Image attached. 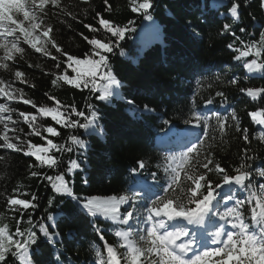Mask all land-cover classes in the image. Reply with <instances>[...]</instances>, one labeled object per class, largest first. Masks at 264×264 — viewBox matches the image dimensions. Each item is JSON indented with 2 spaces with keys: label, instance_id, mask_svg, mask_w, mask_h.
Returning <instances> with one entry per match:
<instances>
[{
  "label": "trees",
  "instance_id": "obj_1",
  "mask_svg": "<svg viewBox=\"0 0 264 264\" xmlns=\"http://www.w3.org/2000/svg\"><path fill=\"white\" fill-rule=\"evenodd\" d=\"M143 2L145 0H135V4L133 0H60V8L46 5L47 13L42 19L44 26L52 28L48 37L43 35V28L32 32L36 25L30 27L25 21L32 14V2L0 14V38L8 36L0 42L10 47L16 29L14 35L19 36L20 47L24 49L23 56L10 51L9 54L15 56L13 62L4 60L5 50L0 48V64L9 65L8 68L0 67L4 87L23 93L22 96L17 93L14 101L0 94V104L10 109L8 113L13 121L11 124L0 121V228L4 229L3 236L12 234L16 240L20 239L16 235L17 229L27 234L38 223H44L50 234H57L56 242L52 243L37 228L38 243L30 246L27 261L21 264H32L33 261L35 264L105 263L106 246L113 247L120 264H131V258L116 238L117 227L128 230L127 226L92 215L80 205L87 199L112 201L124 196L130 198L128 208H118L124 214L126 208L127 212L146 211L147 205L159 196L162 200L160 208L168 198L176 208L175 197L192 208L186 193L187 186L194 187V184L185 179V170L191 173L195 161L186 153L182 158V153L192 143L199 144L201 140L204 141L201 161L205 155L211 156L226 168L230 176L238 174L233 170L241 164L249 166L245 170H250L252 175L245 184L250 182L253 185L251 191L256 197L249 200L251 192L246 187H242L244 194L235 189L237 199L246 201L242 211L248 230H252L253 209L254 213L260 211L264 216V203L260 200V185L264 184V178L255 174L258 169L264 170V124L257 123L251 115L253 112L262 113L257 119H264V95L253 99L240 91L241 88L264 89V68H259V73H251L244 67L254 59L257 65L264 64V42L261 41L264 0H235L240 5L238 18L230 14L234 0H148V20L140 11L131 10ZM44 3L47 0L41 5ZM100 19L108 21L110 26L134 29L126 32L125 38L110 54L99 48V44L116 38L100 25ZM20 24L27 28L21 33L17 28ZM225 24L231 26L230 31H224ZM23 35L25 39L35 37L40 44L54 40L64 55L50 45L51 56L38 53L23 43ZM93 38L98 40L97 45L90 44ZM229 44L234 47L229 48ZM251 45L256 47L247 57L237 60L239 52L236 49L249 51ZM257 48L261 51L260 56L255 55ZM100 54L107 56L109 69L121 81V87H113V95L106 100L95 98L97 93L90 92L82 83L88 79L91 85V66L86 61L93 58L98 61ZM69 55L73 61L68 60ZM75 60L81 63L76 64ZM17 70L22 72V77H15ZM102 71L98 70L96 77L98 87L107 83L100 79ZM64 75L70 80L81 81L80 87L60 79ZM233 79L237 84L230 83ZM9 84L11 88L7 87ZM217 92L225 95L218 96ZM23 99L31 100L35 107L24 104ZM210 99L211 104L208 103ZM129 100L135 103L130 104ZM88 104L94 105L98 111L96 125L87 130L66 127L69 114L66 109L75 107L90 118ZM145 105L154 111L145 112ZM41 107L56 108L61 123L57 124L50 114H42ZM21 112L31 123L20 116ZM233 112L239 117L241 129L248 130L247 141L242 131H236V122L231 119ZM195 114L209 117L207 133L194 119ZM216 116L226 118L223 135ZM71 119L87 122L75 113H71ZM193 123L198 125V131L191 136L172 137L158 145L157 139L168 129L181 130ZM47 127H54L58 134L48 133ZM7 135L8 141L19 145L22 150L3 147ZM73 135L83 141L85 147L74 144L70 140ZM49 140L73 150L52 148ZM29 144L47 149L41 155L57 159L58 166H40L34 156L25 155V152L36 150L27 149ZM72 160H76L79 167L69 172ZM140 161L145 162L144 169L138 168ZM196 170L205 171L200 167ZM32 172L38 175L32 176ZM58 175L63 176L64 184L71 189V196L63 188L59 192L53 188V185H61L56 179ZM208 175L212 183L224 184L222 176L215 171ZM173 176L177 177V182L172 185L174 191L165 193L163 189L169 187ZM45 177H51V180ZM150 180L156 182L154 189H136L138 183ZM182 187L185 188L183 192ZM33 195L37 197L34 203L38 204L35 210L31 206ZM10 199L25 200L29 207L12 206L8 203ZM49 216L53 219L49 220ZM136 223L142 225L139 219ZM97 227L102 232L98 233ZM4 244L9 247L7 240ZM137 247L146 249L148 242H140ZM214 258L206 259L212 264L218 259ZM18 259L9 256L7 264H19ZM145 261L144 255L138 258V264H145Z\"/></svg>",
  "mask_w": 264,
  "mask_h": 264
},
{
  "label": "snow or ice",
  "instance_id": "obj_2",
  "mask_svg": "<svg viewBox=\"0 0 264 264\" xmlns=\"http://www.w3.org/2000/svg\"><path fill=\"white\" fill-rule=\"evenodd\" d=\"M54 5L57 8H60V0H47V3H44L41 5L40 0L39 3H37V0H35V3H32V14L29 15V19L25 20L28 22L30 27L35 24L36 27L32 28V32L36 31L38 29L43 28V35L45 37H48L50 33L52 32L51 26H44V22L42 19L43 15H46L47 8L46 5ZM133 4H135V0H133ZM239 3L233 2L232 7L230 9V14L233 17L238 18V11H239ZM150 8V3L148 0H145V2L140 3L138 7L134 6L132 7L133 12L140 11L146 20L150 18V15L148 14ZM37 21H39L37 23ZM100 25H103L105 28H107L108 32H110L111 36L116 38L115 41L106 42L99 44V48L104 49L106 53H112L114 51L115 47L119 46V41L125 38V34L127 31H134L131 27L126 28H120L110 26L108 21L104 19H100L99 21ZM131 24V22H129ZM15 25V23H14ZM19 33L24 32L27 28L24 27L22 24L17 26ZM231 26L225 24L224 25V31L228 32L230 31ZM92 31H96V29H92ZM243 31V29H241ZM16 29L13 33V39L11 41L10 47L8 44L0 42V48H3L5 50V61H13L15 60V56L9 54L10 51H14L15 53H19L21 56L24 54V49L20 47V38L19 36H15ZM8 36L5 38H0V41L6 40ZM24 40L23 43L29 44L36 52L42 53L45 56H51V51L49 48V45L51 48L55 49L57 53H60V55H64V51L62 48H60L54 40H46L42 44H37L36 38L33 37L32 39H25V36L23 35ZM32 37V35L30 36ZM261 41L264 42V33L261 34ZM90 44L97 45L98 40L93 38L90 41ZM234 46L232 44H229V48H233ZM256 45H251L249 47V51H240L239 49H236V51L239 52V55L236 56L237 60H240L241 57H247L249 55V52L252 48H255ZM93 51H97V49H93ZM256 56L261 55L260 49L257 48L255 52ZM53 59H57V57L53 56ZM69 61H73L74 58L72 56H68ZM76 64H80L81 61L75 60ZM91 68L89 72V79L91 80V85L89 86V80L85 79L82 81L83 86L85 88H89V91L92 93H97L98 100H106L110 96L113 95L112 88L121 87V81L118 80L113 72L109 69V61L105 54H100L99 60H95L93 58L92 60L86 61ZM256 65L258 68H264V64L257 65L256 60H252L251 63H245L244 67L247 69H252L253 66ZM0 67L2 68H8V63L0 64ZM59 67V65H57ZM103 69V71L100 73V79L107 81L106 84L101 85L98 87L96 82V77L98 75V70ZM76 69H73L75 71ZM15 77L19 78L22 77V72L17 70L14 73ZM64 82L69 84H75L77 87H80L81 81L75 80V79H69L67 75H64L60 77ZM53 83L55 84L56 81L53 80ZM231 84L235 85L237 84V80L233 79L230 81ZM5 82L0 79V94H3L7 96L10 100L16 98V94L19 93V95H23V93L18 89H11V94L6 91V88L4 87ZM8 88H11V84L7 86ZM241 92H246V94L253 99H255L258 95H264V89H259L257 91H253L251 88L249 89H240ZM218 96L223 97L225 94L223 92H217ZM52 99V97H49ZM130 104H134V101H127ZM24 104H32L33 107H35V104L29 100V99H23ZM209 104L212 103V100L210 99L208 101ZM88 112H90V118L86 115L84 111H78L75 107H71L70 110L66 109L68 111V119L65 122V126L68 128H80V129H89L90 127H94L99 120V114L97 109L94 105L88 104L87 105ZM146 111H154V109L149 108L148 105L144 106L143 109ZM10 109L4 105L0 104V113H8ZM39 111L44 115H51L52 119L56 121L57 124L61 123L60 117L57 115V109L56 108H44L41 107ZM71 113H75L77 116L84 118L87 122L81 123L78 120L71 119ZM215 115V113L213 114ZM253 120H255L259 124H264V119H257L258 116L262 115V113L253 112L251 113ZM20 116L23 117L25 121H29V117L25 115L23 112L20 113ZM218 123V128L221 133V135L224 134V131L227 127L225 123V119H221V117L216 116L215 117ZM11 119V117H9ZM34 120L35 117H32ZM194 119L197 122H200L202 127L205 130V133H207L210 125H209V117L201 116L199 114L194 115ZM231 119L236 122V131L237 132H243L244 133V140H248V130L241 129L239 117L233 112L231 114ZM3 120V117L0 116V121ZM191 122V121H187ZM46 131L48 133H51L53 136L57 135V130L54 127H47ZM36 134L39 135V130L36 131ZM70 140L74 144L80 145V147H85L83 141L79 140L76 136H71ZM4 145L6 149H15L17 151L22 150L19 145L8 142V137H4ZM23 141H21V144ZM48 144L52 148H58L60 151H68L71 152L73 149L71 147H67L65 145H59L53 144L51 140L48 141ZM29 149L35 148V151H28L25 152V155H31L35 157V160L40 162V166L42 165H48L49 167L58 166L59 161L57 159H53L52 157H45L41 155V153L46 152L47 149L43 148H37L35 145L29 144ZM204 147V141L201 140L199 144L192 143L190 147H187V151L182 153V158L184 157V154L186 153L189 157L191 155L192 159L195 161L194 164H192V170L191 173H189L188 170H185V179L192 181V183L195 185V187H191V185L187 186V193H186V199L188 204H195V208H190L185 205L182 201H180L179 197H175L177 200L176 208H173L172 206V199L168 198L167 203H164L163 208L159 207V204L162 202L161 198L157 196L155 200L151 202L150 205H147L146 211L148 213L146 219L144 220L145 224L151 223V227H147L145 229L147 233L148 238V247L146 249L138 248L135 246V244L132 241L128 240L129 235L131 233L129 232H116V235L118 237L123 236L124 239L127 241V248L130 250V252L133 254L131 258V264H136V261L141 255L146 256L145 264H207L206 258L211 257H217L215 261L212 262V264H230V262L235 261L236 264H259V262L264 259V231L261 232V238L257 239L256 236H249L245 235V230L248 229L247 226L244 223V216H243V208L246 203L244 200H235V206L228 208L227 211L222 213H213L212 212V204L213 201L216 200V189L221 187L220 183H212L210 181L209 173H212L215 171L218 175L222 176L223 183L225 185H231L232 183L241 186L246 187L250 192L251 196L249 200L256 197V193L252 190L253 185L249 182L247 185L245 184L246 180H250V177L252 175V172L250 170H245L249 166L246 164H241L240 166L236 167L233 171L238 173L237 175L230 176L229 172L226 170L225 167H222L221 164L218 161H214L213 158L209 155H205L204 160H200L201 151ZM254 157H247V159H253ZM214 164V168L212 165ZM31 167V166H30ZM79 165L76 160H72L70 162V166L68 171L71 172L73 169L78 168ZM146 167L145 162L140 161L138 163L139 169H144ZM200 167L203 168L205 171L204 173L198 172L196 169ZM134 171H137L135 169ZM175 171V170H174ZM259 177L264 178V170L258 169L255 173ZM38 173L32 172V176H37ZM153 177L155 178V174H153ZM45 179L51 180V177H45ZM56 179L58 181H61L60 187H57L56 185H53V188L55 191L59 192L61 188L64 189L65 192L68 193V195H72L71 189L67 188L66 185L63 182V176H57ZM172 183L169 184L168 188H164V192L168 193L170 191H174L172 188V185L177 182V177L173 176ZM85 182L87 180L85 179ZM181 191H185V188H181ZM260 200L262 203H264V184L260 185ZM37 197L35 195L32 196V208L35 210L38 207V204L34 203L36 201ZM73 199L79 200V197H73ZM115 199V198H113ZM228 199L231 201L234 199L233 196H229ZM130 202V198L121 196L119 198L118 204H128ZM8 203L12 206L15 205H23L25 209L29 207V203L22 199H10ZM49 203H52L50 200ZM81 208L84 210H87L92 215H95V213L92 211L93 207L96 208H102L107 215L108 213H111L113 219L119 220L122 224H128L130 221V218L134 215L132 212H128L127 214H121L118 211L117 205L110 204L107 201H99L97 199H87L84 203H82ZM179 209V210H177ZM234 210L233 214L235 217V220L237 222L232 223V228H239L240 232L238 234V238L234 239V233L232 231H226L224 225L229 223V221L226 219L230 215L229 210ZM235 213H238L239 216L235 215ZM161 214L166 216L168 220H173L177 217L183 218L187 221V225H190L192 227H188V230L185 231L183 229L175 232H170L167 230V225L163 219L156 220L153 223V216L160 217ZM206 214L209 215H219L220 221H223V224H220L218 227H216L217 231L212 234V244L214 245H220L223 244L224 246H217L211 250L203 251L202 253H197L194 249V245H197L196 241L198 240V232L199 227L197 226H203L205 223V217ZM138 215V214H137ZM252 216L253 220L257 221V215L254 213V209L252 210ZM49 220H52L53 217L49 216ZM258 222L261 224H264V217L259 216ZM31 223V221H29ZM130 226V225H129ZM38 228L39 233L43 234V236L52 243L56 242L57 234H50L48 231L47 226L44 223H38L33 226V230L25 234L24 231L17 229L16 235L20 237L19 240L14 239L12 234H9L7 236H3L4 229L0 228V236L3 237V239H0V264H7L8 257L11 256L14 259L19 258V264L21 262H26L27 257L30 251V246L36 245L38 243L37 240V231ZM98 233L102 232V229L97 227L95 229ZM158 230H164L162 235H157ZM226 233L227 239L221 240L220 237L222 234ZM101 239H103V236H101ZM140 239L144 240L145 236L140 235ZM4 240H7L9 247H6L4 244ZM12 245H15V247H11ZM239 245V247H237ZM107 252L111 258L112 261L116 260V255L114 252L113 247L109 246L107 248ZM193 252L192 258H187V253ZM238 253V254H236ZM155 257V258H154ZM32 264H35L33 261Z\"/></svg>",
  "mask_w": 264,
  "mask_h": 264
},
{
  "label": "rangeland",
  "instance_id": "obj_3",
  "mask_svg": "<svg viewBox=\"0 0 264 264\" xmlns=\"http://www.w3.org/2000/svg\"><path fill=\"white\" fill-rule=\"evenodd\" d=\"M28 2H32V3H35V0H0V14L1 13H3V11L4 12H6V13H8L9 11H11V10H14V9H17L18 7H23V5L24 6H26V4H28ZM43 2H45V0H40V3L42 4ZM37 3H39V0H37ZM37 44H38V46H39V42H37ZM259 68L255 65L251 70H248V71H250L251 73H259ZM6 91H8L10 94H11V90H9V89H6ZM4 98L5 99H7V100H9V101H14V99H12V100H10L7 96H5L4 95ZM0 116H2L3 117V120L1 121V122H3L4 124H11V123H13V121H12V119H9V117H10V114L9 113H0ZM5 132H7V130L5 131ZM7 137H8V135H7ZM8 142H10V141H8ZM27 149H29V147L27 146ZM228 186V187H227ZM194 187H195V185H194ZM226 187L227 188H229V185H226ZM97 200H99V201H103V200H100V199H97ZM106 201V200H105ZM118 201L119 200H112V201H107V202H109L110 204H115V205H117V208H119L118 206H126V207H128V204H118ZM215 203V200L213 201V204ZM93 212L96 214V215H98L99 217H103V218H105V219H109V220H113L114 222H116V223H118L119 225H122V226H126L127 224H122L119 220H116V219H113V217H112V215H111V213H108L107 215L105 214V212H104V210L102 209V208H96V207H93ZM124 214H127L128 212L127 211H124L123 212ZM141 215H139L138 217H140ZM143 219L145 220L146 219V217H143ZM131 221H129L130 223H129V225L130 224H132L131 222H133V220H134V218H131L130 219ZM134 224V223H133ZM185 224H187V221L185 220L184 222H182V226H184ZM136 226V225H135ZM152 225H151V223H149V224H145L144 222H143V225H142V227H141V229H137L136 231H133V233L134 234H132L133 235V237H134V235H136L137 237H139V238H137V240L139 241V242H142V241H145L146 239H144V240H141L140 239V235H144V236H147V233H146V231H145V229L147 228V227H151ZM188 227H192V226H190V225H188ZM229 230L230 231H232V230H234V231H237L236 229H233V228H229ZM240 232V231H239ZM238 235V234H237ZM246 235V234H245ZM223 247V246H222ZM127 250V253L130 255V257H132V253L130 252V250L127 248L126 249ZM236 254H238V253H236ZM212 259H215L214 257H211L210 258V260H212ZM208 261L209 260H207L206 262H207V264H208ZM109 262H111V259H110V261ZM112 263V262H111ZM110 263V264H111ZM109 264V263H108ZM259 264H264V259H262L260 262H259Z\"/></svg>",
  "mask_w": 264,
  "mask_h": 264
},
{
  "label": "bare ground",
  "instance_id": "obj_4",
  "mask_svg": "<svg viewBox=\"0 0 264 264\" xmlns=\"http://www.w3.org/2000/svg\"><path fill=\"white\" fill-rule=\"evenodd\" d=\"M120 238L123 239V243H124V245L126 246V245H127V241L124 239L123 236H120ZM126 247H127V246H126ZM111 264H117V262H116V261H112Z\"/></svg>",
  "mask_w": 264,
  "mask_h": 264
}]
</instances>
